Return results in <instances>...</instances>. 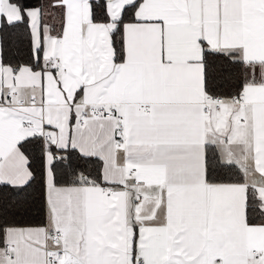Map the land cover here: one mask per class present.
I'll list each match as a JSON object with an SVG mask.
<instances>
[{"label": "snow or ice", "instance_id": "6c2138e0", "mask_svg": "<svg viewBox=\"0 0 264 264\" xmlns=\"http://www.w3.org/2000/svg\"><path fill=\"white\" fill-rule=\"evenodd\" d=\"M0 264H264V0H0Z\"/></svg>", "mask_w": 264, "mask_h": 264}]
</instances>
